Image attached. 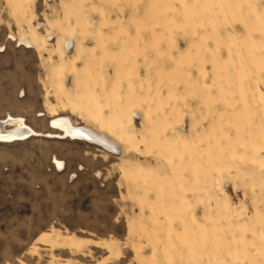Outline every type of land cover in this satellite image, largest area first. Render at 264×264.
I'll list each match as a JSON object with an SVG mask.
<instances>
[{"label":"rangeland","instance_id":"374dc122","mask_svg":"<svg viewBox=\"0 0 264 264\" xmlns=\"http://www.w3.org/2000/svg\"><path fill=\"white\" fill-rule=\"evenodd\" d=\"M1 45L0 264H264V0H0Z\"/></svg>","mask_w":264,"mask_h":264},{"label":"bare ground","instance_id":"6f19581e","mask_svg":"<svg viewBox=\"0 0 264 264\" xmlns=\"http://www.w3.org/2000/svg\"><path fill=\"white\" fill-rule=\"evenodd\" d=\"M21 44H24L27 47L29 45L28 39L22 41ZM52 121L53 122L51 124H53L54 128L59 130V132L55 133L54 137L79 139L80 141L87 142L90 140L100 143L108 148L115 149L113 141L100 135L99 133L93 132L89 128L73 125L67 117H55ZM40 134L41 133H38L32 127L28 126L23 118L9 116L4 119H0V142L11 143L24 140L32 135ZM55 161L58 164L61 163V161L57 159H55Z\"/></svg>","mask_w":264,"mask_h":264},{"label":"crops","instance_id":"0c3cea01","mask_svg":"<svg viewBox=\"0 0 264 264\" xmlns=\"http://www.w3.org/2000/svg\"><path fill=\"white\" fill-rule=\"evenodd\" d=\"M28 42H30V43L33 44V40H29ZM28 46H30V45H28ZM28 46H27V47H28ZM0 47H1V48H0V51L4 50V46H3V45H1ZM33 47H34V46H32V48H33Z\"/></svg>","mask_w":264,"mask_h":264}]
</instances>
